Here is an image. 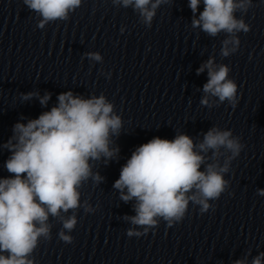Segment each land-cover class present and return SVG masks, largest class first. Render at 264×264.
Masks as SVG:
<instances>
[{
    "label": "clouds",
    "instance_id": "obj_1",
    "mask_svg": "<svg viewBox=\"0 0 264 264\" xmlns=\"http://www.w3.org/2000/svg\"><path fill=\"white\" fill-rule=\"evenodd\" d=\"M113 4L127 8L132 6L151 25L155 10L167 0H112ZM204 8L199 18H193L192 26L201 27L210 36L221 31L229 34L223 41L222 55L236 51L239 39L235 33L249 30L243 19H236L237 10L247 12L252 0H202ZM23 3L42 17L39 27L57 19H68V13L80 6L81 0H23ZM201 0H189V7L195 14ZM233 47L229 48L228 45ZM94 60H100L97 53H90ZM208 69V82L204 84L206 94L216 96L220 102L236 103L237 85L228 79L229 69L218 68L209 59L197 73ZM25 96L28 99L32 96ZM50 94L41 98L45 105ZM208 105L207 96L201 101ZM121 120L112 115V105L104 96L83 99L72 92L61 93L58 105L29 120L26 124L17 122L13 136L4 145L10 151L5 168L11 175L0 178V264H34L29 256L36 248L38 238L50 239L49 215L58 217L60 212L80 207L79 188L90 176L99 182L102 177L93 175L89 160L101 156L112 158L118 149H110V135L118 134ZM13 140L15 143H13ZM198 147L199 152L194 150ZM224 148L234 158L240 154L243 145L231 131L210 129L197 146L185 134L174 139L155 137L140 145L121 168L119 178L113 187L120 190L121 199L127 203L135 198V216L126 217L132 225L141 226L144 232L163 219L171 226L180 221L189 201L201 205V212L210 207L208 200L217 199L224 192L227 181L223 167L208 164L200 170L204 156L209 149L214 155ZM126 190V193H125ZM191 193V195H189ZM264 195V191L261 192ZM77 223L72 215L63 220V229L73 230ZM60 238L71 243L72 237L59 233ZM129 237L141 233L129 229ZM264 253L256 256L252 264H261ZM235 264H245L237 260Z\"/></svg>",
    "mask_w": 264,
    "mask_h": 264
}]
</instances>
